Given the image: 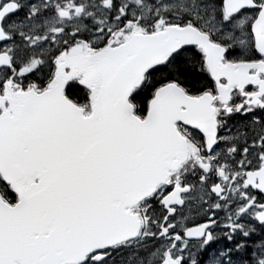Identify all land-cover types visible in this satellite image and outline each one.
I'll return each mask as SVG.
<instances>
[{"label": "snow or ice", "instance_id": "obj_1", "mask_svg": "<svg viewBox=\"0 0 264 264\" xmlns=\"http://www.w3.org/2000/svg\"><path fill=\"white\" fill-rule=\"evenodd\" d=\"M0 264H264V0H0Z\"/></svg>", "mask_w": 264, "mask_h": 264}]
</instances>
